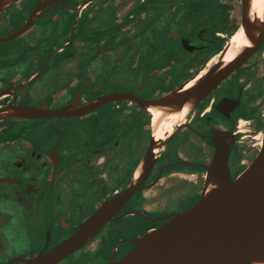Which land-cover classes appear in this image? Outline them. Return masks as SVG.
Listing matches in <instances>:
<instances>
[{"label":"flooded vegetation","instance_id":"af4514ba","mask_svg":"<svg viewBox=\"0 0 264 264\" xmlns=\"http://www.w3.org/2000/svg\"><path fill=\"white\" fill-rule=\"evenodd\" d=\"M47 1L16 0L0 12V118H11L8 109L12 106H43L46 102L50 108L76 104L82 110L87 107L83 111L87 113L57 119L0 121V154L5 155L0 159V179L18 180L0 184V192L3 187H14L11 192L0 193V199L28 209V230L39 222L32 207L36 201L57 202L67 210L69 218L65 227L60 223L51 225L47 234L44 229L31 233L36 246L22 257L40 253L47 244V249L56 246L101 204L142 177L140 170L151 148L152 113L128 100L88 109L100 97L116 93L108 90L102 78L124 66L126 53L133 58L137 49L124 41L142 42L145 46L139 50L150 46L156 38L149 33L153 26L146 24L150 19L159 24L158 39L167 37L168 48L177 46L163 51L162 62L148 51L151 68L145 69L141 80L132 82V88L121 91L153 99L159 94L148 95L149 82L156 76L172 79L168 73L170 63L175 65L173 77L183 75L176 90L213 64L242 26L241 0H211L219 8L215 5L204 14L205 10L197 7L194 20L181 15V0ZM200 2L202 6V0L185 1L195 6ZM57 25L61 31H56ZM26 26L24 33L14 37ZM176 26L180 30L173 28ZM116 47L121 48L116 51ZM142 60L139 54L130 65L132 69L143 65L147 58ZM185 118L155 146L150 171L141 180L145 189L116 215L118 220L105 225L93 239L104 234L99 251L77 257L92 240L60 264H106L118 259L130 247V240L162 225L161 218L191 207L203 193L206 168L217 143L230 147L228 162L234 179L253 162L260 151L264 129V44ZM94 120L99 123L97 127H86ZM67 125H78L82 130L76 134L75 129L72 134ZM41 128L46 133L58 132L61 138L41 148L31 140L45 142L41 132L40 136H32ZM67 134L77 140L72 139L65 150L62 138ZM123 147L130 149L129 156L122 152ZM10 154L12 162L8 161ZM6 163L16 176L9 177L8 171H1ZM157 186L156 195L166 204L149 209L148 193ZM180 201L182 204L176 207ZM133 212H142L147 218L131 215ZM131 219L136 220L130 224ZM128 229L135 233L130 235ZM109 235H113L111 241ZM103 243H113L110 248L107 244L106 253L102 252Z\"/></svg>","mask_w":264,"mask_h":264},{"label":"water","instance_id":"95a60500","mask_svg":"<svg viewBox=\"0 0 264 264\" xmlns=\"http://www.w3.org/2000/svg\"><path fill=\"white\" fill-rule=\"evenodd\" d=\"M15 1L0 0V12L14 5ZM64 1L48 0L46 3ZM241 1V28L249 44L232 61L226 63L223 60L229 44L202 74L168 94L142 99L135 96L134 92H116L100 97L88 109L128 100L149 112H161L162 118L181 114L183 119L177 124L183 123L196 105L253 57L264 44V20L252 14L254 0ZM27 29V26L24 27L14 37ZM86 108L79 109L76 104L50 108L47 102L43 106H12L8 109V117L11 118H0V121L57 119L59 116L85 114L87 112L83 111ZM151 125V148L138 181L101 204L56 246L47 249V244L44 250L34 256H17L0 264H60L86 247L105 225L118 220L116 215L139 191L145 189L141 186V180L150 171L154 148L159 144V140L154 137L152 119ZM229 155V145L217 143L210 165L206 168L205 185L199 199L191 207L161 218L164 221L162 225L130 240L131 245L124 254L106 264H264V129L259 153L236 179L230 172ZM17 182L13 178L0 179V184ZM135 214L147 218L142 212H133L131 215Z\"/></svg>","mask_w":264,"mask_h":264},{"label":"rangeland","instance_id":"374dc122","mask_svg":"<svg viewBox=\"0 0 264 264\" xmlns=\"http://www.w3.org/2000/svg\"><path fill=\"white\" fill-rule=\"evenodd\" d=\"M185 1L186 0H181L180 7L182 6V8L180 10H182L181 15H185L187 20H194L196 18L197 12L195 13V10H197V7H201L202 10H205L204 14H206V13H209L210 10H212L213 6L215 7V5H217V3L215 4L211 0H202V2L204 3L202 6H201L202 4L201 2L199 4L200 6L199 5L195 6L193 4H186ZM176 6H178V4ZM188 12L189 14H187ZM150 21H151L150 19H147L146 24H148L150 27L153 26V28H151V31H149V33L152 32L155 34L156 36L155 40L154 41L152 40L151 38L152 34H150L149 36L152 40L150 41L151 45L141 50L139 49L145 46V45L142 46V42H137V44H134L133 40L124 41L125 45L126 44L127 46L132 45L137 50L133 53V58L130 57L129 53H126V58L124 59V62H123L124 66L121 68H118L116 71H110L109 74H107L105 77L102 78V80L103 81L105 80L106 84L108 85V88H109L108 90L114 91V92H121V91L132 88L134 86L132 82L141 80L145 75V69L148 68L149 70L151 68V63L149 61V58H152V56L156 54L157 56L156 59H158V62H162L163 51L164 50L171 51L172 49H175V47H177V46L171 45L168 48L169 44H168V41H166L167 37H160V40H159L158 37L161 34V30L160 31L158 30L159 24L156 22H150ZM173 28L180 30L178 26L173 27ZM56 31H61L60 25H57ZM40 40L43 41V38L41 37ZM26 41L27 40H25V42ZM145 42H147V40ZM42 46H46V44L42 43ZM120 48L116 47V51H118ZM158 48H159V51L156 52ZM148 51L151 52L152 56L148 55L149 54ZM139 54L143 57L142 61H144L145 58H147V61L144 62L143 65H139L137 69H132L130 65L135 58H138ZM170 60H173V57ZM140 66H143V68L142 69L139 68ZM174 66H172L170 63V68H169L170 72L168 71L169 75H172V79H169V77L162 78V77L156 76L154 80H151L149 82L150 85L148 86V90H147L149 96H154L156 94H159V97H160V95H163L167 92L169 93V91L167 90H170L171 92L172 90H174V87H177V85L183 80V77H182L183 75L173 77V73L175 69ZM151 119L152 118H150V120ZM94 121L90 123H86V127H88L89 129L92 127L93 128L97 127L99 123H97L96 121L94 122ZM67 128L72 134H74V132L76 131L75 129H78L76 131V134H78L82 130L78 128V125L76 126L67 125ZM72 129H74V131H72ZM40 132L43 134V136L46 137L44 138L45 142L38 143V139H34V138H31V140L36 142V145L40 146L41 148H43L45 144L47 146L51 143L54 144L55 143V141H53L54 138H57V137L61 138L58 132L54 131L53 133L52 132L49 133L48 131V133H46L45 130H43L42 128H41V131L34 132L32 136H40L39 135ZM90 135L91 133L89 132L87 136H90ZM63 136L64 137L62 138L63 139L62 147H64L65 150L69 146L68 144L73 141L72 139L75 138L77 140V137L74 136L73 138V136L70 134L63 135ZM129 151H130L129 148L123 147L122 149V152L126 154L127 156H129ZM3 156L5 155L0 154L1 160ZM10 156L11 158L8 161L12 162L11 160H13V156L11 154ZM1 171L2 172L8 171L10 173L9 177L17 175L16 171L11 170L9 166L7 165V163L5 165H2ZM13 189L14 187L9 185V186L3 187L0 193L5 194V193L13 191ZM158 190H159V187L157 186L153 188L151 191H149L148 193L150 194L148 199H149V202L151 203V204H148L149 209L154 208V205L162 206L163 204H166L165 200H161V197L156 195V191ZM56 203L57 202L55 203L50 202V203L43 204L42 202H38V201H36V203H33L32 205L33 212H36L34 215L39 217L38 218L39 222L35 223L33 226L30 227V230H28L26 222H25V216L28 215V212H27L28 209L21 208L19 204L15 202H10V201H7L6 199H0V262H2L3 259L9 258V257L14 258L17 256H23L31 252L36 246L35 240L33 239L31 233H33V235L37 233L36 231H38V233L45 231L46 233L51 225L55 226L60 223L63 227L67 225V222H69L67 220L69 219L67 217V210L63 207L60 208L59 206L56 205ZM181 204H182L181 201L178 202L176 207ZM134 220L136 219H131L130 224ZM128 232L130 233V235H132L135 233V230L128 229ZM104 238H105L104 234L97 237L86 248H84L82 252L78 253L77 257L83 254H90V253L96 254L99 251L100 244L104 241ZM112 239H113V235H109L108 240L111 241ZM107 244L110 248L113 243H110V244L103 243V247H102L103 253L107 252L105 251L107 248L106 247Z\"/></svg>","mask_w":264,"mask_h":264},{"label":"bare ground","instance_id":"6f19581e","mask_svg":"<svg viewBox=\"0 0 264 264\" xmlns=\"http://www.w3.org/2000/svg\"><path fill=\"white\" fill-rule=\"evenodd\" d=\"M252 14L257 15L258 18L264 20V0H254ZM229 44V49L223 59L226 63L232 61L240 52V50L249 44L244 34L243 28H240L232 36V38L229 40ZM150 112L153 115V133L156 140L166 138L169 133L174 131L175 125L180 122L181 119H183L181 118V114H172L168 118H162L163 115L161 112L155 110H151Z\"/></svg>","mask_w":264,"mask_h":264},{"label":"crops","instance_id":"0c3cea01","mask_svg":"<svg viewBox=\"0 0 264 264\" xmlns=\"http://www.w3.org/2000/svg\"><path fill=\"white\" fill-rule=\"evenodd\" d=\"M219 5H222V4H219Z\"/></svg>","mask_w":264,"mask_h":264}]
</instances>
